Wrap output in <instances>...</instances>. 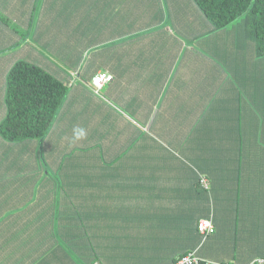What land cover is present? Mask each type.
Here are the masks:
<instances>
[{
	"label": "crops",
	"instance_id": "0c3cea01",
	"mask_svg": "<svg viewBox=\"0 0 264 264\" xmlns=\"http://www.w3.org/2000/svg\"><path fill=\"white\" fill-rule=\"evenodd\" d=\"M18 61L68 94L43 140L0 135L5 263L264 258V58L243 19L214 30L192 0H0V122Z\"/></svg>",
	"mask_w": 264,
	"mask_h": 264
},
{
	"label": "trees",
	"instance_id": "16d2710c",
	"mask_svg": "<svg viewBox=\"0 0 264 264\" xmlns=\"http://www.w3.org/2000/svg\"><path fill=\"white\" fill-rule=\"evenodd\" d=\"M192 1L211 23L214 30L224 29L243 19L246 37L254 43L256 57L258 59L264 58V0ZM161 2L165 4V0H161ZM164 9L168 15L167 7L165 6ZM67 94L68 87L44 69L27 61L16 62L7 75L6 116L0 122V135L7 142L30 139L43 140L52 128ZM259 144L261 143L257 145ZM236 145L243 147L245 141L240 139ZM236 157H240V161L244 162L242 161L243 158L248 156L236 154L234 158ZM240 161L236 159L237 163ZM238 168L240 172L242 166L240 165ZM198 225L197 231L200 234ZM61 249L62 257L71 261L74 260L72 249ZM57 254L60 256L61 252L54 250L45 257L47 259L56 258ZM186 254L188 252L178 256L173 264ZM0 264L8 263H5L1 257Z\"/></svg>",
	"mask_w": 264,
	"mask_h": 264
},
{
	"label": "built area",
	"instance_id": "2783aa9c",
	"mask_svg": "<svg viewBox=\"0 0 264 264\" xmlns=\"http://www.w3.org/2000/svg\"><path fill=\"white\" fill-rule=\"evenodd\" d=\"M112 78V75H108L106 73H98L97 76L92 80V84L94 88L100 89L104 82H110ZM202 182L205 187H207L205 179H203ZM198 229L200 234H202L203 236L210 235L214 232V226L210 220L200 221ZM175 264H209V262L197 257L194 253H188L178 259ZM251 264H264V258H257Z\"/></svg>",
	"mask_w": 264,
	"mask_h": 264
},
{
	"label": "clouds",
	"instance_id": "9594fccd",
	"mask_svg": "<svg viewBox=\"0 0 264 264\" xmlns=\"http://www.w3.org/2000/svg\"><path fill=\"white\" fill-rule=\"evenodd\" d=\"M76 139H80V138H82L83 136H84V132H83V130L81 129V130H76Z\"/></svg>",
	"mask_w": 264,
	"mask_h": 264
},
{
	"label": "rangeland",
	"instance_id": "374dc122",
	"mask_svg": "<svg viewBox=\"0 0 264 264\" xmlns=\"http://www.w3.org/2000/svg\"><path fill=\"white\" fill-rule=\"evenodd\" d=\"M98 14H99V12H98ZM157 139H158V138H157ZM202 181H203V180H202ZM202 181L200 182V186H198L199 190H201V188H200V187H202V188L206 189V188H205V185L203 184V182H202Z\"/></svg>",
	"mask_w": 264,
	"mask_h": 264
}]
</instances>
